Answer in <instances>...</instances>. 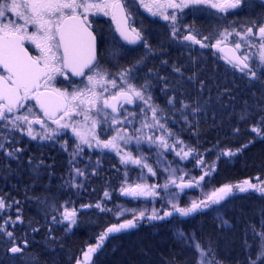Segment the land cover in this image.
Returning a JSON list of instances; mask_svg holds the SVG:
<instances>
[{
	"label": "snow or ice",
	"instance_id": "6c2138e0",
	"mask_svg": "<svg viewBox=\"0 0 264 264\" xmlns=\"http://www.w3.org/2000/svg\"><path fill=\"white\" fill-rule=\"evenodd\" d=\"M245 4H247V0H164L163 3L161 0H148V2L146 0H0V70H2L0 71V129H7L10 133L20 132L32 140L39 138L42 141L54 140L56 137L66 134L70 129L72 134L79 139V143L70 154L72 157L69 161L70 164L84 152L83 146L86 145L88 148H96L101 151L105 149L113 151L120 156V163L125 167L135 165L141 171L146 168L148 173L155 176L156 171L147 163V158L144 157L141 148L143 143H147L149 149L153 147L156 149L155 163L161 165L164 172L169 173L166 182L159 187L170 197L168 201L172 206L170 211H165L163 215H160L153 209L151 214H146V210L136 211L117 207L115 213L117 218L127 213H131L132 218L118 220L117 224L109 226L98 236L97 243L90 245L83 253L84 260H77V264H85L90 261L91 254L101 249L105 240L115 234L136 228L138 221L144 219L163 220L174 214L188 217L203 212L212 205L220 204L228 197H235L239 193L252 191L264 196V181H260L257 177V183L245 179L236 184H225L214 189L206 199L191 201L190 205L186 207H180L174 202L178 193L169 192L171 186L179 188L181 191L184 188L201 187L200 182L204 181L205 177H211L215 172V162L205 164L202 154L186 145L179 137H175L174 133L167 128V120L161 123L158 112H162L163 109L151 103L152 96L149 91L151 82L149 80H145L137 87L129 79L132 73L131 68H125L116 74L121 81L119 85L115 78H110L111 74L97 60V35L91 30L88 15L102 13L105 16L110 15L113 20L117 21V31L121 40L117 41L113 37L114 43L110 52L113 59H117L123 58L128 53L127 45L139 44L149 52L152 51L142 32L134 26L137 23L135 17L138 14V7H143L152 16L160 15L164 20L170 21L171 35L175 38L179 32L176 27L177 13H182L185 8L196 10L197 6L206 5L208 8L227 13L229 10L239 9ZM161 8L173 9V12L169 15L160 11ZM29 27L34 28V31L29 32ZM254 28L256 29L255 33L253 32ZM233 33L237 39L234 41L233 55L226 58L227 62L233 69H238L246 77L253 80L261 79L264 77V18L258 22H251V26L244 28L242 32L235 28L232 31L225 28L223 32L213 33L202 39H197L189 32L182 39L191 42V44L200 45L201 48L220 49L221 44ZM212 39H215L214 44L211 43ZM26 41L39 50L38 55H32L29 52L25 47ZM257 41L258 62L250 66V55L247 50L241 55L235 53L241 50L242 43H246L248 48H254L257 47ZM143 60V56L137 58L136 64H141ZM258 68L260 76H257ZM85 69H88L91 74H86ZM175 70L180 71L179 68ZM69 72L74 76L85 77L86 83L81 81L82 88H74L72 92H69L66 89L52 87V82L58 75L67 79ZM109 84L118 91L112 93L110 97H105L103 92L97 93L98 87H101L104 92L108 91L107 85ZM167 103L174 106L177 101L173 97ZM125 104H135L140 114L139 127L135 128L132 133H129L127 127L123 126L132 125L135 127L137 112L128 111L124 107ZM189 107V104L181 103V108L188 109ZM37 108L39 111H36ZM107 109H111V112L106 111ZM199 111H201L199 107L192 108L193 114ZM148 112L151 113L150 117ZM73 116L82 117L85 125L90 122L87 135L82 133L78 127L80 121L71 122ZM183 118L187 121L186 115ZM246 118H248L246 114H241V120ZM149 119L152 121L151 123H149ZM47 122H51V125H55V127H50ZM34 125H39L40 130L37 131ZM100 125L104 126L101 129L102 133H108L111 130L114 135L108 139H100L95 131ZM117 125L122 127H117ZM145 128H159L161 134L139 135L138 133H141ZM234 132L238 134L239 129H234ZM251 132L264 139V117H261L257 125L252 126ZM0 138L5 140L8 149L11 150L6 149L4 143H0V149H4L7 156L19 159L17 153H20L22 149L13 147V141L8 140L7 136ZM170 138H172L171 143H169ZM133 143L137 150L135 156L131 150H125L128 145ZM251 143L252 141L242 144L235 150L220 149L217 160L221 157H234L237 153L248 148ZM62 147L67 151L66 142ZM169 152L179 157L180 161L191 157L194 165L201 167L202 174L198 179L190 177L185 182L184 176L189 173L179 169L184 175L177 178V169L171 168L165 159V153ZM84 175L85 173L81 169L74 168L73 180L67 183L72 187H82V184L77 185L74 180L75 176ZM157 187V185L148 186L140 183L130 185L125 181L121 185L120 194L131 198V200L155 197L159 195L156 191ZM104 197L111 199L107 191L104 192ZM10 207L11 205L6 204L5 198L0 197V213H5ZM80 207L87 208L93 207V205H81ZM94 207L100 211H112L103 207L101 203L95 204ZM53 211L58 212L59 216L52 215V223L64 224L67 222V231H71L72 227L76 226L77 208L61 205L59 209L53 208ZM17 213L15 220L9 216L3 220V223H0V236L6 238L8 245L6 251L13 256L24 253L28 247L26 239L17 243L14 232L8 230L9 226L15 228L18 222L23 223L19 209H17ZM220 221L223 225L231 227L223 218H220ZM33 231L38 232L39 229L33 228ZM251 231L254 240L258 238L259 243L256 245L255 257L249 255L248 264H264V222L261 223L260 231H257L255 226H252ZM49 234H51V230H49ZM176 235L178 240L183 241L185 245L190 244L195 251L196 256L192 264H209V260H211V264H220V261L215 259V253L210 245H202L193 236L186 235L182 230H178ZM244 246L249 249L252 247L247 240L244 241ZM210 253L211 256H209ZM31 264H38V261L32 260Z\"/></svg>",
	"mask_w": 264,
	"mask_h": 264
},
{
	"label": "trees",
	"instance_id": "16d2710c",
	"mask_svg": "<svg viewBox=\"0 0 264 264\" xmlns=\"http://www.w3.org/2000/svg\"><path fill=\"white\" fill-rule=\"evenodd\" d=\"M103 49L104 42L101 40L100 50ZM195 58L197 59V61L195 60L196 68L190 71L184 68H179V72L175 70L176 68H159L157 75H145V78H149L151 86L155 88V91L157 90L154 91L153 97H155L156 105L159 104V108L163 109L162 114L165 117H162L161 121L164 123L167 120V128L174 133V136H178L193 148L199 147V153L205 155V159L210 164L215 162L214 158L217 157L220 149L231 148L235 150L240 147L237 142L244 139H228L230 137L227 131L229 130L228 121L224 119L225 116L222 114L221 109L219 119L213 121L209 118L203 119V116H200L201 111L193 114L192 108L199 107L201 99L203 102L207 101H205V97L197 96L195 98V94L189 92L190 89L200 91L199 86L201 83H207V81L214 79L213 82L217 86L214 87L215 92L212 88V95H216L223 90H228L227 83L231 84L234 88L229 89V91H232L230 97L233 98L230 103L233 106L235 119L237 117L236 120L239 123L236 128H240V131L242 129H248L249 131L251 127H248L249 125L258 124L261 115L257 110L262 105L264 110V92L261 88L256 87L255 90L259 92L254 96V88L246 92L247 87L252 85L247 81H240L234 76L233 78L229 76V73L236 74L234 69L213 68L212 65H215L214 59L209 57ZM150 61L148 63L147 60L148 64L142 67L154 68L159 66L154 60ZM181 64L179 63L178 66H181ZM104 69L110 73L107 68ZM170 70L181 74L180 79L182 80L175 81L174 79L177 76H173ZM148 73L151 74L152 69H149ZM190 77L191 80H189ZM111 78L115 77L112 76ZM169 81H174L175 90H178V93L172 92V96L167 93L170 91L171 82ZM176 82L179 83L180 88L176 85ZM78 84H75V86ZM174 86H172V89ZM173 97L177 101L174 105L175 111L178 114H183L182 116L173 113L172 108H169L170 105L167 101ZM255 98L256 103L254 102ZM181 103L189 104L190 107L183 109ZM220 106H223V104ZM222 110L228 112L229 109ZM241 114H246L248 118L241 120ZM184 115L187 116V120L191 124H188L183 118ZM204 115L209 116L208 113H204ZM262 116L264 117V111ZM199 122L201 125H199ZM102 127L104 126L99 128L98 133L100 139H107L114 134L112 132L102 133ZM3 131L4 129H0V134L5 133ZM66 134L48 142L23 138V140H20L19 147L16 143L14 144L17 148L22 149L20 153H17L19 159L6 157L4 153H0V197L6 198L5 202L15 203L18 201L23 205L21 216L23 223L15 226V228L18 227L16 229L17 243L26 239L28 247L25 252L31 259L36 258L38 264H76L81 254L97 239V235L103 233L107 229L106 226L111 224L108 220L110 218L109 214L97 215L98 209L94 205L101 203L103 207H106L107 199L103 198L105 191L110 194L111 199L114 201L121 200L117 195V189L120 188V185L112 183L113 177H116L115 171L118 169L115 158L105 153L98 154L95 151L89 152L85 149L84 153L77 156L70 164L69 161L72 159L70 154L75 149L76 143L68 140V132ZM65 142L67 151L62 147ZM82 161L84 167L79 168V162ZM231 161L228 162L226 157H221L218 161L216 165L217 173L214 174L213 180L217 187L222 184H236L245 179L256 183L254 180L257 177L260 181H264V141H259L243 152L237 153ZM75 162L78 163V168L85 173L84 176H75V178L81 179L83 186L80 189L78 187L75 189L67 183L73 180ZM33 176L37 178L33 179ZM58 183L61 185L59 188L56 187ZM18 184L23 185L24 189L17 190L16 186ZM48 184L50 188L47 187ZM250 193L247 198L238 197L230 201L222 209L225 221L231 225L230 228L227 226L221 227L219 223L212 221L208 216H199L201 213L190 218L173 217L170 221L162 222L153 227L149 226L148 229H145L143 222L138 221V227L133 232L104 241L103 247L97 250L92 263L192 264L196 256L195 251L190 244L185 245L177 237L170 236L168 229L171 224L179 228L178 230H182L186 235L193 236L202 245H210L215 253V259H218L220 264L238 263L237 261L248 258L250 253L253 252L244 246L245 240L248 243H253L255 248L259 243L258 238L256 240L253 238L252 226L260 231L261 223L264 222V196L252 191ZM256 194L259 196H255ZM38 195L43 197V203H45V206H38L40 209H36V205H32V203L30 204L32 200H27L32 199L33 196L36 198ZM39 200L41 201V199ZM61 205L69 208L75 207L78 212L82 210L81 205H93V207H87L90 210L86 214L90 217L88 220L83 221L77 230L75 229L71 234L61 236L63 232L59 224L52 223L51 220L52 215L59 216V213L54 212L53 208L59 209ZM212 209L215 211V208ZM34 211H37V213L35 214ZM95 225H98V229H94ZM33 228H38L39 231L34 232ZM153 228L162 230L152 232L151 229ZM49 230H51V234H49ZM209 256H211V253ZM242 257L243 259H241ZM241 263L247 264L246 261Z\"/></svg>",
	"mask_w": 264,
	"mask_h": 264
},
{
	"label": "rangeland",
	"instance_id": "374dc122",
	"mask_svg": "<svg viewBox=\"0 0 264 264\" xmlns=\"http://www.w3.org/2000/svg\"><path fill=\"white\" fill-rule=\"evenodd\" d=\"M146 2H148V0H146ZM163 2H164V0H161V3H163ZM154 10H156V9H154ZM160 11H163L166 14L171 15L173 12V9L161 8ZM137 12H138V14L135 17V19L137 20V23L134 26L142 32L143 36L147 39L148 45L150 46L152 51L149 52L146 49V52H147L146 55H142L144 57L143 62L140 65H137L135 63L136 67L131 68L132 73H131V76L129 77L131 83H133L137 87H139V85L143 84L145 82V80H149V78H145V75H147V76H150L152 74L157 75L159 73L157 71V70H159V68H177L179 63H182L181 67L188 70V71L196 68L195 60L197 61V59L195 58L196 57L195 55H194V57L192 56L193 51H196V49L192 48V45L188 41H183L182 37L184 35L189 34V32H191V34L195 35L196 38L199 39V33H200L199 32V26L195 25L194 24L195 22L189 21L190 14L196 13V12H198V10H194L192 8H185L182 12V13L186 12L185 14L180 15V12L177 13L176 27L179 29V32L177 34V37H175V38L172 37V35H171L172 28H171L170 21L164 20L162 18V16H160V15L152 16L143 7H138ZM13 18H15V17L13 16ZM99 19H101L103 22L107 21L108 23H110V26H108L107 29H108V31H112V30L114 31L115 26L112 23V17L110 15L105 16L102 13H97V14H91L90 13L88 15L89 21L99 20ZM188 21L192 24L188 23ZM141 22H142V24H141ZM203 26H204L203 31L207 32V34H211L214 29L218 30V27L214 26V25L205 24ZM216 30H214V32H218ZM31 31H34V28L29 27V32H31ZM147 33H150V34H148V36H147ZM181 34H183V35H181ZM26 43L29 45L30 48L35 50V52L37 51V54H39V50L36 49L34 45L30 44L27 41H26ZM113 43H114V41L112 39H111L110 43L107 41V44H108L107 48H108V51H110V52H111V47H112ZM206 43H208V41ZM211 43L214 44L215 39H212ZM242 45H246V43H242ZM177 49L178 50L185 49L181 53H184V55H186V56H182V54H180L179 51H177ZM258 51H259V48H256L253 51V54L250 56L251 62H252V60L255 63L258 62L257 56H256ZM147 60H148V63L150 60H154V62L159 66L154 67V68L142 67L143 65L148 64ZM107 69L111 73L110 78L112 76H114L115 79L117 80V84L118 85L121 84V81L116 76V74L121 72L125 68L120 67V68H107ZM149 69H152L151 74L148 73ZM230 69H233V68H230ZM153 70L155 71V73ZM234 70H235L236 74L229 73V76L231 78H233V76H234L237 80L244 81V82L247 81L250 85H252L250 87L248 84V86L250 88L247 87L246 92H249L251 88H254L253 95L256 96V93L259 92V91L255 90L256 87L261 88V90L264 92V77L261 78L262 80H260V79L259 80H253L250 77H246L243 73L239 72V70H237V69H234ZM170 73L171 74L173 73V76H177L174 79L175 81L179 82L180 80H182V79H180L182 77V75L178 74L176 71L173 72L172 70H170ZM257 76H260V69L259 68L257 69ZM213 80H209V81H207V83L206 82L203 84L201 83L199 86L200 91L192 90V89H190V91H189L190 93L195 94V98L197 96H201V97H205V101H207V102H203L201 99V103H199V107L201 109V115L200 116L201 117L203 116V119L209 118V119H212V121L214 119L218 120L219 115H221V111H222V114L225 116L224 119H226V121H228L227 126H228L229 130H227V131L229 133L228 135L230 136L228 139H230V140L232 138L235 140L239 139V138L244 139V140H242L243 142L242 141L237 142L238 146H241L242 144H245V143H248L249 141H252V143L249 144V147H250L259 141H264V139L256 136L254 133L251 132L252 124L248 126V127L251 126L249 128V131H248V129L247 130L242 129V131H240V128H236V126H238L239 123H238V120H236L237 117L235 119L234 111L232 109L233 106H232V103H230L231 101H233V98L230 97V96H232V91L231 90L229 91L230 88H234V87L231 84L227 83L228 90H223L216 95H212V88L214 89V87L217 86L216 84H214ZM82 81H84L86 83L85 77ZM169 82H171V85H170V91L171 92L168 91L167 93L172 96V92L178 93V90H175L176 86H174V84H173L174 81H169ZM178 82H176V85L179 87ZM151 85H150V89H149L150 94L152 96L151 103H154L156 105V103L154 101L155 97H153L155 88ZM172 86H174L173 89H172ZM52 87L60 88L61 90L66 89L67 91L72 92L74 90V88H82L83 84L80 82V84H78L76 86H69L68 80L63 76L58 75L56 77V79L52 82ZM107 88H108V91H106V92H104L101 87H98L96 89V91H97V93L103 92V94L104 93L107 94V97H110V95L112 93L118 91V89H113L110 84L107 85ZM214 92H215V89H214ZM180 94H181V92H180ZM197 100H198V98H197ZM254 102L256 103V98H255ZM137 103H140V102L137 101ZM240 103L242 104V101ZM221 104H223V106H220ZM157 105L160 107L159 104H157ZM124 107L126 109H128V111H130V112H132V111L137 112V117H136L137 123L135 124V127H133L132 125L123 126V127H127V130L129 133H132L135 131V128L139 127L140 114H139V111L136 108L135 104H132V105L125 104ZM167 107H169V106L167 105ZM218 107H220V108L218 109ZM169 108L174 109V110L171 109V111H173V113H175L179 116H182V114L176 113L173 105H170ZM220 109H221V111H220ZM222 109H227V110L229 109V110H228V112L227 111L225 112ZM207 110H208V112H207ZM36 111H38V109H36ZM214 111H215V114H214ZM257 111L259 112V115H261V117H263L262 116L263 111H264L263 105ZM108 112H111V111H108ZM204 113H208L209 116H205ZM212 114H214V115L212 116ZM148 116L149 117L151 116L150 112H148ZM158 117L162 118V117H165V115H163L162 112H158ZM130 119H131V117H130ZM76 121H80V124L78 125V127L80 128L82 133L87 135L88 129L90 128V122L87 125H85L82 117L73 116L71 122L75 123ZM151 122L152 121L149 119V123H151ZM161 123H163V122L161 121ZM187 123L191 124L189 120H187ZM49 124H50V127H52V128L55 127V125H51V123H49ZM199 125H201L200 122H199ZM101 126H103V125L98 126L95 130L96 134L98 136H99V134H98L99 128H101ZM240 126H242V124H240ZM117 127H122V126L117 125ZM34 128L37 131L40 130L39 125H34ZM234 129H239V133L238 134L235 133ZM3 132H5V133L0 134V137L7 136L8 140L13 141V147H15V148H17V146L19 147V145L21 143L20 140H23V138H30L27 135L20 133V132L10 133L7 129H4ZM67 132H68L67 139L78 144L79 139L72 134L71 130L69 129V130H67ZM108 133H111V130H109ZM153 133H155L156 135H160L161 130L159 128H156V129L145 128V129H143V131L141 133H138V134L139 135H153ZM64 135H67V134H64ZM175 137H178V136H175ZM37 140H40V139L37 138ZM230 140H227V141L230 142ZM40 141L43 142L42 140H40ZM44 141L48 142L49 140H44ZM171 142H172V138L169 139V143H171ZM0 143H4L5 148H6V146H8V144L5 142V140L3 138H0ZM15 143L17 144V146L14 145ZM184 143L186 145H188L186 142H184ZM230 143L234 144L233 142H230ZM83 148H84V150L86 149L89 152L95 151V153H98V154H104L105 153V154H108L109 156H112L113 158H115V160L117 161V164H118V169H116V171H115L116 177H113L114 179H112V181H113L112 183L113 184H115V183L119 184L120 188H121V185L125 183V181H127V184H130V185H135L137 183H140V184H146L148 186H152V185L158 186L156 191L159 193V195H157L155 197H141L139 200H131V198L123 199L122 195L120 194V188L117 189V195L121 200H119V201H117L118 199L115 201L113 199H107L106 200V207L105 208L111 209L112 211H100L99 209L97 210L98 211L97 215H99V216L103 215V214H106V215L109 214L110 218H108V220H110L111 224L106 226L107 228L113 224H117L118 220L123 221L125 219H131L132 218L131 213H127L124 216H120L119 218H117V216L115 215L117 207H123L126 209H134L136 211L146 210V214H151V211L153 209H155L160 215L163 214L165 211L171 210L172 206L168 202L170 197L167 195V193L164 190H162L159 187V185H163L166 182V179H167L169 173L164 172L163 167L161 165H158L155 163V161H156V149H155V147H153L152 149H149L147 143H143L141 145V148L143 149V155H144V157L147 158V163L153 168L154 171H156L155 176L148 173L146 168L143 169V171H141L140 168H138L135 165H128L127 167H125V165H122L120 163V156H118L113 151H109L107 149L101 151L100 149H96V148H88L86 145H84ZM6 149H8V147ZM194 149L197 152H199V147L194 148ZM8 150H10V149H8ZM125 150H131L134 156L137 155V150L135 148L134 143L131 145H128ZM0 153H4V156L9 157L6 155V152L4 149H0ZM1 155H3V154H1ZM165 159L169 162L171 168L177 169V172H176L177 178L184 175V173L179 171V169H183L184 172L189 173V175L184 176L185 182L190 177H195L198 179V177L202 174L201 167H197V166L195 167L194 163L191 160V157L187 160L180 161L179 157H176L174 155V153L169 152V153H165ZM203 159L205 161V164H209V162H207V160L205 159V155L203 156ZM231 159H232V157L231 158L226 157V160L228 162L229 161L232 162ZM214 160H215V165H217L218 161H220V159L217 160V157H215ZM216 160H217V162H216ZM81 167H84L83 161L79 162V168H81ZM74 168H78V163H76V162L74 163ZM125 173H126V175H125ZM215 173H217V168H216L215 172L212 173L211 177H205V180L200 182V184L202 186L196 187V189L189 190V191H180L176 187L171 186L168 191L172 192V193H178V196L176 197V200L174 202L177 203L180 207L189 206L191 201H200V200L206 199V197L214 189H218V188L222 187L223 185H225V184H222V185H220V187H217L215 185V183L213 181ZM35 178H37V177L33 176V179H35ZM74 182L77 185L82 184L80 178H75ZM178 182H179V180H178ZM46 183H48V182H46ZM56 185H57L56 187H58V188L61 187L60 183H58ZM47 187L50 188V185L48 184ZM41 188H42V186L40 187V189ZM16 189L17 190H23L24 186L21 184H18L16 186ZM75 189H77V187H75ZM78 189H80V187H78ZM250 194H251L250 192L239 193L235 197H228L223 202H221L219 205H216L214 207L211 206L207 210H204L203 212H199V214L201 213L199 216H208V218L212 219V221L219 223L221 225V227H226L220 221V218H223V220H225L223 213H222V209L230 201H232L238 197L247 198L248 196H250ZM255 196H259V195L256 194ZM38 198L41 199V201ZM103 198H104V195H103ZM27 200H32V202H30V204L32 203V205H36V207H35L36 209H40L38 206H45V203H43V197L40 195L36 196V198H34V196H33L32 199H27ZM124 200H126V201H124ZM6 204L11 205V207L9 209H7L5 213H0V223H3V220L7 219L9 216L11 217L12 220H15L17 217V214H18L17 209H19L20 217L22 216L23 205H21L20 203L17 204L14 202H12V203L6 202ZM212 208H215V211H213ZM89 210H90V208L89 209L82 208L81 212H78L77 224H76V226L72 227L71 231L66 230L67 222H65L64 224H59V227L61 228V231L63 232L61 236L71 234L75 229L77 230V228H79V226L82 225L83 221L88 220V218L90 216L88 217V215L86 213ZM34 213L36 214L37 211H34ZM39 214H41V213H39ZM83 218H85V219L83 220ZM21 219H22V217H21ZM17 224H19V222ZM17 224L15 226H17ZM144 224L146 227V228L144 227L145 229H148L147 227H149V226L153 227L154 225H157V224H154L152 222H147ZM16 229H18V227H16V228H13L11 226L8 227V230L13 231L15 236L17 235ZM94 229H98V225H95ZM178 229L179 228L174 227L171 224L170 228L168 229V231L170 232V236L171 237L172 236L177 237L176 234H177ZM160 230H162V229H159V228L158 229L157 228L151 229L152 232L160 231ZM127 234H129V233H125L123 235H127ZM248 234L249 233L247 232V235ZM247 238H248V236H247ZM248 244L252 245L251 250L253 252H251L250 254L253 257H255V252H256L255 245L253 243H248ZM7 246L8 245L6 242V238L0 236V264H31L32 260L38 261L36 258L31 259L29 256H27L28 254L25 251H24V253L16 254L15 256L9 255V253L6 251ZM53 253H57V252H53ZM243 257L241 259H243ZM247 259L248 258L246 257L243 260L237 261L238 263L235 262L233 264H242L241 262H245V261L248 264ZM209 264H211V262H209Z\"/></svg>",
	"mask_w": 264,
	"mask_h": 264
},
{
	"label": "flooded vegetation",
	"instance_id": "af4514ba",
	"mask_svg": "<svg viewBox=\"0 0 264 264\" xmlns=\"http://www.w3.org/2000/svg\"><path fill=\"white\" fill-rule=\"evenodd\" d=\"M198 12L190 14L189 21L190 22H195L194 24L199 26V39H202L204 36H210L214 32V29L211 34H207V32L203 31V28L205 24H210L218 27V32H223L225 28L228 29V31H232L233 28H235L237 31H241L248 27L251 26V22L256 21L258 22L260 19L264 18V0H247V4L242 5L241 8L235 9V10H229L227 13H222L219 12L217 9L213 8H208L206 5L204 6H197ZM180 12V15L185 14ZM188 21V23H190ZM91 23V30L94 32V34L97 35V60L100 62L103 68H134L136 67V59L141 57L142 55H146V49L138 45L137 47H130L127 45L128 48V53L123 57V58H117L113 59L112 55L110 54V51H108V44L107 41L110 43L111 39L113 40V37L117 41H120L121 38L118 34L117 31V26L112 20V23L115 26L114 31H108V26H110V23L107 21L103 22L101 19L99 20H91L89 21ZM192 24V23H190ZM256 29H253V32L255 33ZM181 33V32H180ZM150 33H147V36ZM183 35V34H181ZM152 36V35H151ZM237 38L235 37V33L231 37H228L220 46V49L224 47H229L231 49L234 48V41ZM101 40L104 42V49L101 51L100 50V42ZM189 42V41H188ZM207 41H205L206 43ZM123 43V41H121ZM191 44V42H189ZM192 48L196 49V51H193L192 56L200 57V58H205L209 57L211 59H214L213 68H233L225 58L221 56L219 52L214 50V47H208V48H201L200 45L196 44H191ZM25 47L28 48L29 52L32 55H38L37 51L33 50L32 48L29 47V45L25 42ZM183 47V46H182ZM258 48V41H257V47L254 48H248L247 44L242 45V48L238 53V55H241L242 52L245 50L248 51L249 55L251 56L253 54V51ZM185 49H180L179 51L182 56L184 55L183 52ZM250 66L253 65L255 62L252 60L249 61ZM132 66V67H131ZM177 68H182L181 66H177ZM238 70V69H237ZM2 71V70H0ZM91 74V73H87ZM84 79V77L79 80L75 81L72 79L70 76L67 77V80L69 82V86H75V84L79 83ZM105 97H107V94H103ZM38 109V108H37ZM39 111V110H38ZM107 111H111V109H107ZM51 123V122H48ZM196 215H199L198 213H195ZM193 215L188 216L186 218L193 217ZM170 221V220H169ZM145 223V222H143ZM88 249V248H87ZM87 249L84 251L86 252ZM83 252V253H84ZM83 253L81 254L80 258L78 260L83 261ZM9 255H12L9 253ZM95 255L92 257V261ZM91 262L87 264H93ZM77 264V263H76ZM86 264V263H85Z\"/></svg>",
	"mask_w": 264,
	"mask_h": 264
},
{
	"label": "water",
	"instance_id": "95a60500",
	"mask_svg": "<svg viewBox=\"0 0 264 264\" xmlns=\"http://www.w3.org/2000/svg\"><path fill=\"white\" fill-rule=\"evenodd\" d=\"M113 20V19H112ZM113 22L115 23V25L117 26V21L116 20H113ZM118 34H119V32H118ZM139 44H137V45H129L130 47H137ZM96 49H97V42H96ZM223 50H220V49H218V48H215L214 47V50H216L217 52H219L220 54H221V56L223 57V58H229V57H231L232 55H233V49H231V48H229V47H224V48H222ZM236 55H238V53L236 52L235 53ZM227 60V59H226ZM85 73L87 74L88 73V69H85ZM68 76H70L72 79H74L75 81H79V80H81L83 77H80V76H74V75H72L70 72H69V75ZM178 190H180L179 188H177ZM193 189H196V187H192V188H184L183 189V191H189V190H193ZM181 191V190H180ZM122 198L123 199H128L129 197H125V196H122ZM224 201V200H223ZM223 201H221V202H223ZM220 202V203H221ZM216 205H219V204H215V205H212L213 207L214 206H216ZM87 209H89V208H87ZM208 209V208H207ZM207 209H205V210H207ZM163 215V214H162ZM194 215H196V214H194ZM173 217H179V215L178 214H174L172 217H166L165 219H163V220H148V219H144V220H141L140 222H147V221H149V222H152V223H154V224H160V223H162V222H167V221H169V220H171ZM138 227V226H137ZM137 227L136 228H134V229H131V230H128V231H126V232H122V233H118V234H115L114 236H110L109 238H113V237H116V236H120V235H123V234H125V233H130V232H133L134 230H136L137 229ZM106 241V240H105ZM97 252V251H96ZM96 252L95 253H93V254H91V258H90V261H88V262H85L86 264L87 263H89V262H91L92 261V257H93V255H95L96 254ZM83 259H84V257H83Z\"/></svg>",
	"mask_w": 264,
	"mask_h": 264
},
{
	"label": "bare ground",
	"instance_id": "6f19581e",
	"mask_svg": "<svg viewBox=\"0 0 264 264\" xmlns=\"http://www.w3.org/2000/svg\"><path fill=\"white\" fill-rule=\"evenodd\" d=\"M254 182L257 183V180L255 179ZM99 235H100V233H99L97 236H99ZM97 238H98V237H97ZM96 243H97V239L92 243V245H95ZM53 259H54V256L52 257V261H53Z\"/></svg>",
	"mask_w": 264,
	"mask_h": 264
}]
</instances>
